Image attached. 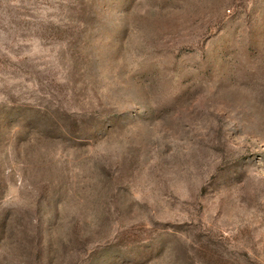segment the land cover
Here are the masks:
<instances>
[{
  "label": "rangeland",
  "instance_id": "rangeland-1",
  "mask_svg": "<svg viewBox=\"0 0 264 264\" xmlns=\"http://www.w3.org/2000/svg\"><path fill=\"white\" fill-rule=\"evenodd\" d=\"M0 264H264V0H0Z\"/></svg>",
  "mask_w": 264,
  "mask_h": 264
}]
</instances>
